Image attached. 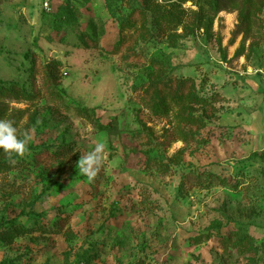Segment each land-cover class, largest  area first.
Listing matches in <instances>:
<instances>
[{"label":"rangeland","instance_id":"1","mask_svg":"<svg viewBox=\"0 0 264 264\" xmlns=\"http://www.w3.org/2000/svg\"><path fill=\"white\" fill-rule=\"evenodd\" d=\"M263 49L264 0H0V264H264Z\"/></svg>","mask_w":264,"mask_h":264},{"label":"clouds","instance_id":"2","mask_svg":"<svg viewBox=\"0 0 264 264\" xmlns=\"http://www.w3.org/2000/svg\"><path fill=\"white\" fill-rule=\"evenodd\" d=\"M31 140L30 131L24 132L21 137L17 127L14 126V121L0 119V150L8 155L9 158L13 155L22 157L27 151ZM104 151L105 144L99 142L92 151L82 155L79 159L77 164L78 172L88 182L94 181L101 171Z\"/></svg>","mask_w":264,"mask_h":264},{"label":"trees","instance_id":"3","mask_svg":"<svg viewBox=\"0 0 264 264\" xmlns=\"http://www.w3.org/2000/svg\"><path fill=\"white\" fill-rule=\"evenodd\" d=\"M246 0H213L214 9L217 13H221L227 11L230 5L243 3ZM262 64H263V56H262Z\"/></svg>","mask_w":264,"mask_h":264},{"label":"built area","instance_id":"4","mask_svg":"<svg viewBox=\"0 0 264 264\" xmlns=\"http://www.w3.org/2000/svg\"><path fill=\"white\" fill-rule=\"evenodd\" d=\"M46 7H49V4H46ZM263 64L261 66L260 69H258L257 74L259 75L260 79L262 80V82H264V49H263Z\"/></svg>","mask_w":264,"mask_h":264}]
</instances>
